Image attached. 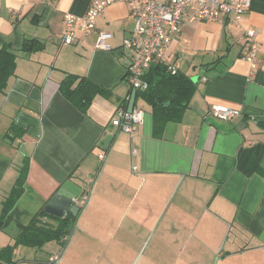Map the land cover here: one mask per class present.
Returning <instances> with one entry per match:
<instances>
[{"label": "crops", "instance_id": "0c3cea01", "mask_svg": "<svg viewBox=\"0 0 264 264\" xmlns=\"http://www.w3.org/2000/svg\"><path fill=\"white\" fill-rule=\"evenodd\" d=\"M95 1L0 0V49L18 56L0 93V264H264V0H251L238 28L228 19L184 25L169 57L179 73H203L196 93L181 120L158 132L137 97L146 121L132 137L112 125L133 94L123 50L134 29L129 7H107L94 32L63 43L65 15L84 16ZM250 29L255 68L244 59ZM100 33L111 35L112 51L96 48ZM32 40L44 50L23 53ZM69 75L104 91L86 112L60 90ZM218 106L239 115L220 121ZM25 166L23 192L3 219ZM66 181L91 189L72 232L41 248L16 246L37 216L57 226L40 215ZM140 239H150L143 252ZM10 247L13 256H2Z\"/></svg>", "mask_w": 264, "mask_h": 264}, {"label": "built area", "instance_id": "2783aa9c", "mask_svg": "<svg viewBox=\"0 0 264 264\" xmlns=\"http://www.w3.org/2000/svg\"><path fill=\"white\" fill-rule=\"evenodd\" d=\"M116 3L126 4L130 17L134 20V29L123 44V50L131 53L127 79L132 92H145L149 88L145 76L155 63L165 64L172 75L178 73L170 61L169 46L179 37L186 23L221 22L228 19L232 27L238 28L251 7V0H97L84 16L65 15L63 43L73 45L79 38H86L94 32L100 14ZM110 38V34L100 33L96 48L112 51L107 43ZM246 45L247 54L244 59L255 68L259 45L254 30L246 31ZM131 98L132 95L127 98V106L117 111L112 122L120 134L129 137L146 121V113L143 110L135 107L133 112L128 111ZM212 115L220 121L233 122L239 113L232 108L218 106L214 108ZM100 158L104 160L105 156ZM93 183L91 180L90 184ZM90 197L91 189H88L77 199L76 204L81 210L89 204Z\"/></svg>", "mask_w": 264, "mask_h": 264}, {"label": "trees", "instance_id": "16d2710c", "mask_svg": "<svg viewBox=\"0 0 264 264\" xmlns=\"http://www.w3.org/2000/svg\"><path fill=\"white\" fill-rule=\"evenodd\" d=\"M45 46L37 40L24 43L22 52L32 54L43 51ZM18 56L11 46L7 45L0 49V93H6L8 82L15 75L17 69ZM149 88L145 92H138L137 97L142 98L152 108V116L155 132L163 131L168 123L179 122L184 111L189 107L197 86L193 79L182 73L172 75L168 72L167 66L161 63L153 64L150 71L145 76ZM62 94L74 105L86 112L95 97L104 91L94 83L69 75L61 83ZM167 103L171 105L165 106ZM27 166L21 169L18 182L3 203L2 218H6L15 207L22 192L26 180ZM40 216H46L58 221L57 226H49L41 222L37 216L31 224L22 228L21 234L17 238L16 246L28 248H41L50 242H61L68 236L74 226L77 217L72 214L64 218H55L43 212ZM15 247H10L2 252V256H13Z\"/></svg>", "mask_w": 264, "mask_h": 264}, {"label": "water", "instance_id": "95a60500", "mask_svg": "<svg viewBox=\"0 0 264 264\" xmlns=\"http://www.w3.org/2000/svg\"><path fill=\"white\" fill-rule=\"evenodd\" d=\"M202 75L203 73H201L200 77L193 78L195 84L200 82ZM137 93V91H134L132 94V98L128 106L129 112H133L135 109ZM170 105V103H167L165 106L169 107ZM112 138V136H107L100 141L99 145L106 149L109 144V140ZM82 193L83 188L74 184L72 181H66L53 192L45 212L55 218H64L67 214H72L74 217H77L81 209L76 204V201Z\"/></svg>", "mask_w": 264, "mask_h": 264}, {"label": "rangeland", "instance_id": "374dc122", "mask_svg": "<svg viewBox=\"0 0 264 264\" xmlns=\"http://www.w3.org/2000/svg\"><path fill=\"white\" fill-rule=\"evenodd\" d=\"M128 53H130V52H128ZM130 55H131V53H130ZM137 107H140V108H143V109H147V105H146L145 101H143L141 99L138 101ZM139 242H140V247L142 248L141 252H143L146 249V247L149 246L150 239H147V240L140 239Z\"/></svg>", "mask_w": 264, "mask_h": 264}]
</instances>
